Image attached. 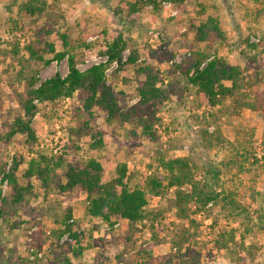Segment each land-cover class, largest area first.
Instances as JSON below:
<instances>
[{"label":"rangeland","instance_id":"rangeland-1","mask_svg":"<svg viewBox=\"0 0 264 264\" xmlns=\"http://www.w3.org/2000/svg\"><path fill=\"white\" fill-rule=\"evenodd\" d=\"M127 1L103 4L101 0H60L41 19L34 20L17 13L21 0H0V203L14 194L3 176L15 161V179L23 190L22 200L7 204L4 218H0V264H264V56L243 45L233 46L246 36L249 41H258L264 32V3L187 0L185 10H178L170 2H163L158 12L148 7L128 27L127 22L119 23L111 9L119 2L125 9ZM197 1L206 11L214 12L228 39L224 45L214 43L217 54L228 63H238L243 76L242 89L215 106L188 84L176 67L183 63L185 68L208 45L196 43L189 29L202 19L197 14ZM12 19H16L15 24ZM41 26L55 31L50 41H55L57 32L67 31L74 40L89 43L90 51L77 64L82 71L107 62V56L98 52L105 38L119 33L129 38L122 52V66L113 61L104 69V75L123 110L139 99L137 87L144 80L140 68L150 67L160 77L157 86L163 88V97L152 105L154 116L149 119L153 121L154 137L143 134L134 123L107 122L97 107L91 108V114L86 113L74 93L37 104L33 139L27 141L26 135L17 133L5 140L14 118L23 113L17 93L24 92L30 77L34 75L40 82L56 72L61 76L68 72L66 57L43 64L29 60L23 48L18 55L12 54L14 43L23 47ZM132 50L136 52L135 62L127 63ZM255 55V61L249 58ZM240 100L253 107L241 106ZM239 124L244 128L238 133L239 139L253 144L254 150L249 154L248 149L249 162H245L249 172L237 175L234 167L227 170L222 162L235 156L229 143L234 142ZM82 126L84 130L79 134L69 131ZM97 131L101 132L102 146L93 149L90 135ZM216 131L228 143L206 146V134ZM57 155L63 162L54 170L56 181H64L67 164L95 158L107 178L114 177L116 168L124 165L129 187L144 189L147 177L165 174L160 168L161 156H188L197 180L206 181L217 192H235L236 200L247 212L237 215L221 200L197 210L192 201L188 203V218L180 219L174 207L175 188L169 187L156 196L146 190L150 215L141 222L129 226L127 220L117 217L105 222L86 213V195L80 189L61 192L53 183L44 187L35 175L26 176L31 159ZM209 164L221 169L218 184L206 172ZM181 190L187 192L190 187L183 185ZM68 207L74 223L70 232L74 231L78 239L69 243V231L63 222Z\"/></svg>","mask_w":264,"mask_h":264},{"label":"trees","instance_id":"trees-1","mask_svg":"<svg viewBox=\"0 0 264 264\" xmlns=\"http://www.w3.org/2000/svg\"><path fill=\"white\" fill-rule=\"evenodd\" d=\"M59 1L52 0V3H49L47 0H21L17 4V13L39 20ZM101 1L103 4L112 3V0ZM113 1L116 2L117 0ZM185 1L187 0H129L126 2L125 9L120 6V2L111 7V9L113 16H118L119 23L126 24L127 22V26H130L134 23L135 18L143 14L148 7L154 12H158L163 2H170L178 10H185ZM253 1L258 4L264 3V0ZM196 4L200 7L197 14L202 16V19L196 23L194 22L189 29L193 30L196 43L208 45L204 49L199 50L197 52L198 56L185 65V68L183 63H178L176 67L186 76L188 84L196 87L208 103L211 106H215L221 104L222 99L233 96L242 89L243 76L238 63H228L217 54V47L214 46V43L218 41L224 45L228 42L225 33L221 30L217 16L212 10L206 11L204 5L199 3V1ZM12 20V23L15 24L16 19ZM102 32L104 36H107L106 30H102ZM53 33L55 31L52 29H45L44 26H41L33 32V36L23 47H20L19 43H16V45L14 43L11 47L13 55H18L21 51L20 49L23 48L28 54L27 58L29 60L41 61L43 64H49L53 60L59 61L66 57L68 72L65 76H61L56 72L52 77L40 82L37 81L34 75L30 77L24 92L17 93L19 106L23 113L14 118L11 128L6 133V137H4L5 140L10 139L17 133L26 135L27 141L33 139L34 130L32 125L37 111V104L42 102L51 103L60 98H68L74 93L77 94L81 107L86 113L91 114V108L97 107L103 111L107 122L115 120L119 123H134L141 127L143 134L154 137L152 130L153 121H149V119L154 116V112L151 110L152 105L163 97V88L157 86L158 82H161L160 77L157 74H153L150 67L140 68L139 72L144 74V80L137 87L139 99L133 106L123 110L117 103L113 86L106 80L104 75V69L113 61H116L119 67L122 66L121 56L122 52L127 48V40L129 38H125L122 33L113 35L111 38L104 37L103 45L100 46L101 50H98V52L107 56V62L91 65L82 71L77 68V64L83 62L90 51L89 43L84 40L80 41L78 38L74 40V35L67 31L57 32L55 41H50L49 37ZM242 45L248 50L256 51L257 54H263L264 56V32L258 41H249L246 36L244 39L236 40L233 46L239 48ZM57 46L61 47L60 51L56 50ZM45 54H52V56L46 58ZM249 58L255 61L256 55ZM135 59L136 52L132 50L127 58V63H133ZM204 62L205 64L201 66ZM239 102L242 103L241 106L253 107L252 103L248 101L243 102L240 100ZM83 130V126L77 129H69L71 133L78 134L79 131L82 132ZM243 130L244 128L239 124L234 142L229 143L235 151L234 158L230 155L231 158H228L226 162H222L223 167L227 168V170L234 167L237 175L249 172L245 162H249L248 152L251 151L249 154H253L252 151L254 150L253 144H248L247 140L239 139L238 136ZM206 136H208V139L205 138L206 146L217 145L224 141L228 143L218 131L214 134H206ZM90 138H92L91 148L102 146L100 131H97L94 136L90 135ZM0 140H2L1 136ZM62 160V157L58 155L51 158L40 156L37 159H31L28 162L25 174L28 177L35 175L41 180L44 187L53 183L54 187L61 192H67L73 188L80 189L86 195V213L91 217H99L105 222L110 221L111 217L125 219L128 221L129 226L136 222H141L150 215L146 210L148 203L146 190L151 196H156L162 194L164 188L169 187L175 188L174 207L180 219L188 218V211L190 210L188 203L192 201L196 204L197 210H203L208 202L212 201L216 204L219 202L218 200H221L237 215L247 212L245 206L236 200L235 192L231 190L226 192L225 189H220L217 192L206 181L197 180L192 167L193 164L188 156L169 159L161 156L159 159L160 168L165 174L160 173L156 176L147 177L145 189L137 186L129 187L124 165L116 168L114 177L107 178L102 165L95 158L67 164L64 181H56L58 175L54 170L62 166ZM253 160L254 162L257 161L256 158ZM16 169L17 162L15 161L13 167L3 176V179L7 180L9 187L14 190V194L10 200L2 198L0 218H4L7 204L14 205L22 200L23 190L16 182L14 173ZM206 170L209 173L210 180L214 184H218L221 169L209 164ZM183 185H189L190 190L187 192L182 191ZM262 197L264 200V194ZM156 213L158 214L159 211ZM258 218L261 222L262 215L260 213ZM63 222L66 223V232L69 231L68 243L77 239L74 231L70 232L74 223L69 207L66 210ZM191 222L193 221L191 220ZM218 244L226 246L225 242L218 241ZM78 245L80 246V244ZM73 250L76 253L79 252V249ZM64 264H70V261H66Z\"/></svg>","mask_w":264,"mask_h":264}]
</instances>
